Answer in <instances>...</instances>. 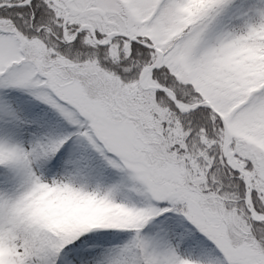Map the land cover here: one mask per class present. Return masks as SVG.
<instances>
[{
  "label": "snow or ice",
  "instance_id": "6c2138e0",
  "mask_svg": "<svg viewBox=\"0 0 264 264\" xmlns=\"http://www.w3.org/2000/svg\"><path fill=\"white\" fill-rule=\"evenodd\" d=\"M0 264H264V0H0Z\"/></svg>",
  "mask_w": 264,
  "mask_h": 264
}]
</instances>
